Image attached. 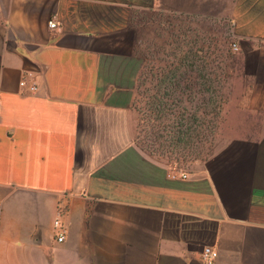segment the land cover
<instances>
[{
	"label": "crops",
	"instance_id": "1",
	"mask_svg": "<svg viewBox=\"0 0 264 264\" xmlns=\"http://www.w3.org/2000/svg\"><path fill=\"white\" fill-rule=\"evenodd\" d=\"M171 1L0 0V264H264V0L230 15L239 116L186 177L134 106L151 13H203Z\"/></svg>",
	"mask_w": 264,
	"mask_h": 264
},
{
	"label": "rangeland",
	"instance_id": "2",
	"mask_svg": "<svg viewBox=\"0 0 264 264\" xmlns=\"http://www.w3.org/2000/svg\"><path fill=\"white\" fill-rule=\"evenodd\" d=\"M245 1L200 0L195 7L172 0L171 6L205 15L159 7L150 15L154 60L145 67L134 99L137 139L145 150L171 165L173 175L196 170L212 154L216 139L227 132L221 130V123L239 116L232 111L236 99L231 97L230 85L223 81L232 76L235 64L231 47L238 50L231 16L238 17ZM144 36L148 45L146 26Z\"/></svg>",
	"mask_w": 264,
	"mask_h": 264
},
{
	"label": "built area",
	"instance_id": "3",
	"mask_svg": "<svg viewBox=\"0 0 264 264\" xmlns=\"http://www.w3.org/2000/svg\"><path fill=\"white\" fill-rule=\"evenodd\" d=\"M49 24L50 26H55L56 23L54 20H51ZM234 48L238 49L237 45H234ZM20 85L24 88H27L31 92H35L37 90V86L35 84H28V82H26L25 80L21 81ZM180 175L183 177L187 176L185 173H180ZM173 176L175 177L176 175ZM54 227L56 230L57 240L59 242L64 241V239L66 238L67 227L61 218H57L54 221ZM202 257L205 264H216V260L218 258V250L215 247L206 246L203 249Z\"/></svg>",
	"mask_w": 264,
	"mask_h": 264
},
{
	"label": "trees",
	"instance_id": "4",
	"mask_svg": "<svg viewBox=\"0 0 264 264\" xmlns=\"http://www.w3.org/2000/svg\"><path fill=\"white\" fill-rule=\"evenodd\" d=\"M206 82H207V80H206ZM210 83H211V81H210Z\"/></svg>",
	"mask_w": 264,
	"mask_h": 264
}]
</instances>
